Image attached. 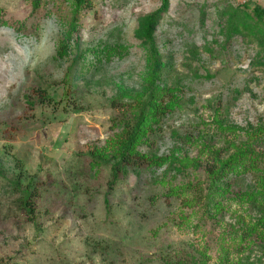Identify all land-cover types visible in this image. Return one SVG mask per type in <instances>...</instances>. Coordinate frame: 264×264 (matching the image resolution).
Instances as JSON below:
<instances>
[{
  "label": "rangeland",
  "instance_id": "obj_1",
  "mask_svg": "<svg viewBox=\"0 0 264 264\" xmlns=\"http://www.w3.org/2000/svg\"><path fill=\"white\" fill-rule=\"evenodd\" d=\"M36 2L0 0V264H264V238L234 239L261 215L235 201L255 181H233L229 211L209 206L204 147L225 160L230 141L264 151L250 135L264 123V24L254 13L264 0H170L154 32L161 84L182 89L185 101L138 152L169 156L182 146V158L202 165L180 174L130 168L109 193L116 160H95L114 155L121 128L112 101L143 83L141 32L162 0H94L80 11L74 0ZM31 190L28 216L20 200Z\"/></svg>",
  "mask_w": 264,
  "mask_h": 264
},
{
  "label": "trees",
  "instance_id": "obj_2",
  "mask_svg": "<svg viewBox=\"0 0 264 264\" xmlns=\"http://www.w3.org/2000/svg\"><path fill=\"white\" fill-rule=\"evenodd\" d=\"M93 1L74 0L75 5L73 6H76L75 11L88 8L92 9L94 6ZM36 4L38 5V0ZM169 6L170 0H162L161 7L144 21L141 36L144 38L147 47L148 71L145 74L140 89L130 90L121 88L119 96L112 101L113 109L119 114V122L116 125L119 129L121 128L117 140L112 145L115 148L114 155H99L98 158L100 160H95V162L101 164H107V162L112 163V161L114 162L116 160L111 166L112 179L109 182L108 193L118 185L130 168L147 166L150 170L157 171L167 165L180 174L189 167L199 168L202 165V162L199 160H193L188 157L182 158V146L173 148L169 156L149 155L138 152V148L148 141L149 135L160 129L162 122L170 114L180 109L185 101L182 89L161 84L166 65L154 32L159 21L168 12ZM243 6L248 7L249 5L245 2ZM254 13L257 17V25L261 28V25L264 24V8L256 6ZM236 16H233L234 20ZM78 28L79 26L76 21L71 22L66 38L71 39L78 32ZM61 53L64 54V52ZM37 92L40 98H38L39 100H48L49 96L47 97L45 92L41 90ZM125 99L127 101L123 102ZM27 103L31 107L34 105L30 99L27 100ZM122 103H124V107H120ZM250 135L252 137L257 136L253 143L256 142L264 145V123L255 129V133H251ZM172 137L178 144L189 145L191 143L190 138L183 137L177 132H173ZM229 144H232L235 150L225 160L220 157L221 149H213L212 143L205 142L204 147L210 156V161L205 163L206 172L210 178L208 195L215 199V201L208 202V205L210 206L212 202H215V207L218 210H227V204L224 203L226 201L227 189L232 186L233 181L243 177H249L250 180L255 181L253 182L255 185L250 188L248 187L246 192H238L235 201L249 203L261 215L251 225H245L244 227V223L240 230L242 234L238 235L239 231L234 232L236 234L234 235V239L239 237L242 240L250 239L253 235L264 238V151L257 153L254 145L252 143L250 144V142L244 144L242 147H238L232 141ZM17 167L20 171L23 170L22 163L19 159H17ZM164 174L167 175L168 172L163 173V178L166 179L167 177ZM21 175L19 176L21 177ZM176 189L172 188L170 192L179 195ZM182 189L181 191L183 193L185 188ZM36 193V190L27 191L24 194L25 196L20 200V207L28 216L34 214L33 198L36 196ZM106 203H109L108 199H106ZM187 203L188 206L191 205L189 201ZM237 219L239 221L241 217L237 216ZM224 238L225 236L223 235L221 239ZM175 264L180 263L176 262Z\"/></svg>",
  "mask_w": 264,
  "mask_h": 264
}]
</instances>
